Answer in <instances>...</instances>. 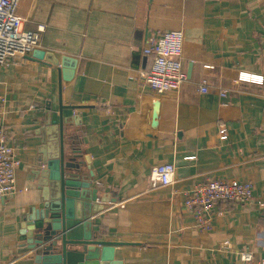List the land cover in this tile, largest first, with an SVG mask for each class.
<instances>
[{"label": "crops", "instance_id": "obj_1", "mask_svg": "<svg viewBox=\"0 0 264 264\" xmlns=\"http://www.w3.org/2000/svg\"><path fill=\"white\" fill-rule=\"evenodd\" d=\"M17 14L23 30L44 26L35 50L75 66L61 89L58 70L33 52L0 67V124L19 161L17 191L0 199V264H33L19 230L42 204L38 148L59 94L85 143L91 187L114 200L91 217L92 230L129 243L115 247L114 264H242L240 252L264 264V0H20ZM169 30L183 34L186 80L158 94L139 75L151 64L143 49ZM169 164L172 182L153 186L151 172ZM211 179L250 183L252 198L217 203L211 230L200 232L184 194Z\"/></svg>", "mask_w": 264, "mask_h": 264}, {"label": "water", "instance_id": "obj_2", "mask_svg": "<svg viewBox=\"0 0 264 264\" xmlns=\"http://www.w3.org/2000/svg\"><path fill=\"white\" fill-rule=\"evenodd\" d=\"M31 58L58 70L59 89L61 80L69 81L73 74L74 60H58L42 50L33 51ZM62 110L59 94L58 112L44 114L45 125L51 128L38 148V161L44 167L42 204L31 208L20 224L21 247L32 252L33 264H114L115 247L129 243L107 242L94 234L91 217L114 200L91 187L85 143L69 130ZM153 118H157V105Z\"/></svg>", "mask_w": 264, "mask_h": 264}, {"label": "built area", "instance_id": "obj_3", "mask_svg": "<svg viewBox=\"0 0 264 264\" xmlns=\"http://www.w3.org/2000/svg\"><path fill=\"white\" fill-rule=\"evenodd\" d=\"M20 0H0V67L9 61L22 58L33 52L39 46L40 33L44 26L36 30H23V19L17 14ZM183 34L180 30H169L153 33L147 37L143 54L151 57L147 70L139 73L147 87L158 94L177 91L186 80L182 66ZM239 79L252 82H262V78L241 74ZM199 91H207L205 80L201 81ZM224 96V91L219 94ZM5 98L0 96V106ZM220 140L227 139V128H218ZM188 156L185 160L193 159ZM19 161L14 155L13 148L7 143L5 131L0 124V199L15 193V172ZM173 164L164 165L151 172L150 180L153 186L169 185L174 176ZM252 198L250 183L230 179H211L197 182L194 187L184 194V209L193 220L194 227L200 232H208L212 227V213L219 202L243 204ZM242 264H253L250 252H240Z\"/></svg>", "mask_w": 264, "mask_h": 264}]
</instances>
